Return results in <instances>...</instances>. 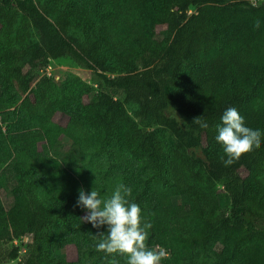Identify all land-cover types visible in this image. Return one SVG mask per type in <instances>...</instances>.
<instances>
[{
  "label": "trees",
  "instance_id": "obj_1",
  "mask_svg": "<svg viewBox=\"0 0 264 264\" xmlns=\"http://www.w3.org/2000/svg\"><path fill=\"white\" fill-rule=\"evenodd\" d=\"M229 106L264 133V0H0V264H108L75 205L119 183L161 264H264V136L224 166Z\"/></svg>",
  "mask_w": 264,
  "mask_h": 264
},
{
  "label": "clouds",
  "instance_id": "obj_2",
  "mask_svg": "<svg viewBox=\"0 0 264 264\" xmlns=\"http://www.w3.org/2000/svg\"><path fill=\"white\" fill-rule=\"evenodd\" d=\"M255 27H260L259 20L255 22ZM193 123L201 128L208 127L203 115L194 118ZM216 133L214 139L222 147L220 159L226 167L242 155L259 149L264 136L259 129L246 126L244 117L232 106L223 111ZM131 195L132 188L123 183L117 184L106 197L93 188L90 192L80 188L75 206L85 210V215L79 219L82 223L91 224L94 229H106L92 235L98 240L96 250L112 257L108 264H119L115 258L117 255L126 258L125 264H161L167 252L147 245V230L151 228V223L142 220V210L129 199Z\"/></svg>",
  "mask_w": 264,
  "mask_h": 264
},
{
  "label": "rangeland",
  "instance_id": "obj_3",
  "mask_svg": "<svg viewBox=\"0 0 264 264\" xmlns=\"http://www.w3.org/2000/svg\"><path fill=\"white\" fill-rule=\"evenodd\" d=\"M194 10L195 9L192 8L190 10V13L194 12ZM166 32L167 30L165 29V27H160L157 29L158 34H166ZM46 73L53 76L55 79H58V80L64 78L65 75H72V76L76 75L83 81L91 82L90 70L78 66L72 60L68 58H61L58 60L51 61L46 70ZM127 107H128V111L131 114H133L135 110V106L130 104ZM59 120L62 122H65L66 119L63 117H59ZM51 154L58 158L62 157V152L60 150L52 151ZM220 188L223 190L222 187ZM0 194L3 198L5 206H8L11 201V196L6 194L2 189H0ZM226 203H227V199L224 200V204ZM10 243L20 244L21 241L19 239H14L10 241ZM59 256L65 257L68 260L75 259L76 249L73 245L66 246L59 251ZM6 264H14V262L6 263Z\"/></svg>",
  "mask_w": 264,
  "mask_h": 264
}]
</instances>
